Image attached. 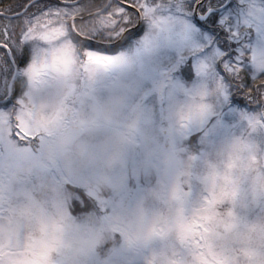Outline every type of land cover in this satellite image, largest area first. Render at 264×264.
Returning <instances> with one entry per match:
<instances>
[{
	"label": "rangeland",
	"instance_id": "1",
	"mask_svg": "<svg viewBox=\"0 0 264 264\" xmlns=\"http://www.w3.org/2000/svg\"><path fill=\"white\" fill-rule=\"evenodd\" d=\"M232 1L216 16L215 26L226 32L235 53L225 63L241 59L244 47L257 63L264 61V0ZM192 3H148L155 10L143 13L147 30L124 52L14 83L13 104L0 110L4 264H118L122 256L133 264H191V252L178 238L183 214L201 220L207 235L203 264H264V214L261 223L251 219L254 209L264 210V171L258 168L264 130H252L239 109L224 110L227 96L212 69L221 58L217 51L223 52L210 32L189 20ZM7 85L0 83V97ZM205 91L210 112L186 125L194 98ZM225 115L232 122H224ZM11 117L15 129L19 119L34 137L28 139L34 148L12 138ZM241 139L255 146L258 162L236 153ZM66 184L83 188L125 237L110 254L94 255L111 236L99 238L98 224L70 215L61 200ZM209 199L214 203L205 209ZM230 200L243 205L228 211L223 207ZM158 227L167 230L148 235ZM54 246L58 257L48 263Z\"/></svg>",
	"mask_w": 264,
	"mask_h": 264
},
{
	"label": "snow or ice",
	"instance_id": "2",
	"mask_svg": "<svg viewBox=\"0 0 264 264\" xmlns=\"http://www.w3.org/2000/svg\"><path fill=\"white\" fill-rule=\"evenodd\" d=\"M150 7L155 10V6L149 5L146 0L143 3L141 0H0V83H15L23 77L35 81L74 61L81 64L101 63L105 57L95 49L102 47V42L115 43L124 36L125 29H132L127 36L133 35L136 30L133 20L139 21L142 13L146 16ZM197 7L203 11L202 0ZM193 19L202 28L217 33L218 49L225 53L221 55L217 51L221 60L216 67L224 77L221 91L225 96L229 90L233 91V102L253 114L249 118L252 130L264 129V61L257 63L252 57L246 62L241 57L225 63L231 61L235 53L228 52L231 45L223 39L224 32H218L215 27L216 14L209 15L204 23L195 15ZM209 24L214 27L208 29ZM236 96L241 98L236 99ZM207 98L206 91L194 98L197 102L189 109L186 125L208 115L211 106ZM15 135L21 140L34 138L21 126L19 119ZM235 150L250 163L258 162L260 157L255 146L247 140H236ZM182 195L179 194L180 197ZM212 203L214 201L209 199L204 208ZM202 227L199 218L183 214L178 238L181 245L190 250L191 264H203L204 261L201 246L206 245L207 235ZM166 230V227L154 228L148 235H163ZM0 264H4L2 257Z\"/></svg>",
	"mask_w": 264,
	"mask_h": 264
},
{
	"label": "trees",
	"instance_id": "3",
	"mask_svg": "<svg viewBox=\"0 0 264 264\" xmlns=\"http://www.w3.org/2000/svg\"><path fill=\"white\" fill-rule=\"evenodd\" d=\"M155 0H146V2L148 3H151ZM193 2V0H191ZM199 0H195L194 3H192V7L188 6L189 7V10H190V13H191V16H192V9L194 7V5L196 4V2H198ZM226 0H205L204 1V9L203 11H201L199 9L200 12H205L208 8H211V7H217V6H220L222 5ZM141 2H145V0H141ZM233 4V2L231 3V5ZM230 5V6H231ZM229 6V7H230ZM208 7V8H207ZM219 15V14H216V16ZM142 17H143V20H142V24L141 26L139 27L138 30H136L134 32L133 35L129 36L130 38L132 39H135L139 36L142 35V31H144L145 29V19H144V15L142 13ZM136 24V20L134 19L133 20V25ZM144 27V28H143ZM213 28V27H212ZM143 29V30H142ZM210 29V28H208ZM216 29L219 31H222L221 28H218L216 27ZM126 30V29H125ZM124 30V31H125ZM224 34H225V31H223ZM214 36V40H216V35L217 33H213L211 32ZM119 39V38H118ZM117 39V40H118ZM223 39L227 40L228 43L231 45V42L228 40V37L226 36V34L224 35ZM127 40L126 38L124 39V42L122 43H119L117 45H109V44H112V43H108V42H102L103 43V46L102 47H99L97 49H95V51L101 53V54H110V55H115V54H118L120 51H122L123 49H125L126 45H127ZM217 42V40H216ZM244 42H245V38H244ZM218 43V42H217ZM246 48V47H244ZM223 51V50H222ZM228 52H232V45L231 47L228 49ZM247 52V51H246ZM245 52V53H246ZM242 56L245 61L247 62L249 59H250V55L249 54H245ZM222 55H225V53L223 52ZM233 58V56H232ZM231 58V59H232ZM223 67V65L221 66V68ZM216 70L217 67H215ZM220 71V74L222 76V79H224L223 77V74H222V71L221 70H218V72ZM17 88H15V94L13 95V97L11 98V102L13 100L14 97L17 96V93L18 91L16 90ZM228 96H229V101H228V105H232V106H235V107H238L239 109L243 110V111H246L247 113L249 114H252L249 109L245 108L244 106L240 105V104H237V103H234L233 102V95H234V92L229 90L228 91ZM241 97L239 96H236V99H240ZM9 103H7L6 105H8ZM2 107V105L0 104V108ZM6 107V106H5ZM253 115V114H252ZM190 141L193 143V137H191ZM262 145H263V148H264V132L262 134ZM264 161V159H263ZM258 168H260L261 170L263 169L261 166L258 165ZM182 177V176H181ZM61 193H62V196H65L68 204H67V208L69 210V212L73 215V216H81L80 218H83V219H87L89 224H93L94 223V220H98L99 221V224H100V227H101V230L100 232H98V235H99V238H103L107 235L111 236L110 238H108L105 241V239L103 241H101L98 246H97V250H96V255L97 257L100 259V257L102 256H106L108 254H110V251L116 247H119L120 244H122L124 242V236L120 233V232H117V231H114L111 227H110V223H108L102 212L94 206L93 204V201L87 196V194L84 192L83 188L81 187H72V186H69V185H65V187L61 190ZM240 197V195H239ZM229 203L227 204L226 207H223V208H227L228 211L232 208V207H235L236 210H239V206H242L243 204H239V201L236 200L235 202L232 203V200L228 201ZM264 203V202H263ZM262 203V205H263ZM256 207V206H255ZM263 206H260V207H257L259 208V211L257 209H254L251 213V219H253L252 221L253 222H256V223H261V219H260V214H264V210L262 208ZM262 208V210H261ZM222 212H223V209H222ZM222 212H220L222 214ZM87 217V218H86ZM30 234V233H29ZM32 235V234H30ZM91 252V251H90ZM89 252V253H90ZM49 256H50V259H53V258H57L58 257V253L55 249H51L50 252H49ZM123 257V256H122ZM122 257L119 259L118 261V264H133L132 262H130L129 260L127 259H122ZM88 258V257H87ZM259 259V258H258Z\"/></svg>",
	"mask_w": 264,
	"mask_h": 264
},
{
	"label": "water",
	"instance_id": "4",
	"mask_svg": "<svg viewBox=\"0 0 264 264\" xmlns=\"http://www.w3.org/2000/svg\"><path fill=\"white\" fill-rule=\"evenodd\" d=\"M230 1H231V0H227L226 4H225L224 6H222L221 8H218V9H214V10H210V11H208V12L205 14V16H199V15L196 14V18H197L198 20H200V22H203V21L206 20V18H207L210 14H212V13H216V12L220 11L221 9H223L225 6H227V5L229 4ZM139 23H140V20L138 21V25H139ZM10 88H11V83L9 84V93H10Z\"/></svg>",
	"mask_w": 264,
	"mask_h": 264
},
{
	"label": "clouds",
	"instance_id": "5",
	"mask_svg": "<svg viewBox=\"0 0 264 264\" xmlns=\"http://www.w3.org/2000/svg\"><path fill=\"white\" fill-rule=\"evenodd\" d=\"M45 80H48V79H53V77L50 75V76H46L44 77Z\"/></svg>",
	"mask_w": 264,
	"mask_h": 264
}]
</instances>
